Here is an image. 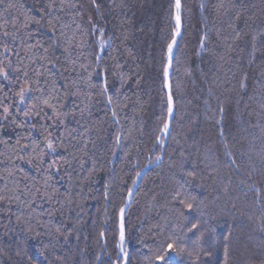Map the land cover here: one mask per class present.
Masks as SVG:
<instances>
[{"label": "trees", "instance_id": "1", "mask_svg": "<svg viewBox=\"0 0 264 264\" xmlns=\"http://www.w3.org/2000/svg\"><path fill=\"white\" fill-rule=\"evenodd\" d=\"M180 3L166 137L175 0H0V264H264V0Z\"/></svg>", "mask_w": 264, "mask_h": 264}, {"label": "snow or ice", "instance_id": "2", "mask_svg": "<svg viewBox=\"0 0 264 264\" xmlns=\"http://www.w3.org/2000/svg\"><path fill=\"white\" fill-rule=\"evenodd\" d=\"M175 9H176V15H175V32L173 33V38L171 43L168 44L167 46V53H168V60H167V67L164 69V77L167 80V77L169 75V68L171 67L172 64V52H173V47L176 44V37L180 36V27H181V15H180V10H181V3L180 0H175ZM0 75H3L5 79H7L8 73L6 71L0 70ZM166 87L170 88V85L166 84ZM21 97H23V90H21ZM23 102V100L21 101ZM172 96L171 92L169 91L168 93V112L169 115H171L172 112ZM165 129H167V124L165 125ZM51 147V145H49ZM189 209L192 208V205L189 204L187 205ZM121 213H123V209H121ZM201 226L199 223L193 222L188 226V231L193 232L196 234V230L200 228ZM200 236H202V230L199 233ZM123 227L121 228V240L123 241ZM176 249L174 248V242H168L164 246H162L161 252L156 256V259L158 261H161L162 264H166V258L168 257L169 253L174 252ZM123 251V249H121ZM125 264H126V257H125Z\"/></svg>", "mask_w": 264, "mask_h": 264}, {"label": "water", "instance_id": "3", "mask_svg": "<svg viewBox=\"0 0 264 264\" xmlns=\"http://www.w3.org/2000/svg\"><path fill=\"white\" fill-rule=\"evenodd\" d=\"M180 33H182V27H180ZM178 37H179V36H178ZM178 37H176V40H177ZM170 68H171V67H170ZM170 68H169V75H168V77H167V85H170V82H169L170 73H171ZM167 89H168V92H169V91H170V88L167 87ZM171 107H172V112H171V115H170L169 120H168V123H167V129H166V131H165V135H166V137L168 136V133H169V130H170V122H171L172 117H173V112H174V111H173V102H172ZM144 172H145V170L140 174V177H139L138 183L134 186V188H133V190L131 191V194H130V196H129V199H128L127 203L125 204L124 208H123V213H121V228L123 227L124 214H125V212L127 211L128 207H129V205H130V203H131V201H132V198H133L134 192H135V190H136L138 184L140 183V180H141V178H142ZM123 237H124V233H123ZM122 243H123V246H124V244H125V238H123ZM125 257H126V263H127V255H126ZM124 264H125V262H124Z\"/></svg>", "mask_w": 264, "mask_h": 264}, {"label": "bare ground", "instance_id": "4", "mask_svg": "<svg viewBox=\"0 0 264 264\" xmlns=\"http://www.w3.org/2000/svg\"><path fill=\"white\" fill-rule=\"evenodd\" d=\"M172 58H173V52H172Z\"/></svg>", "mask_w": 264, "mask_h": 264}, {"label": "rangeland", "instance_id": "5", "mask_svg": "<svg viewBox=\"0 0 264 264\" xmlns=\"http://www.w3.org/2000/svg\"><path fill=\"white\" fill-rule=\"evenodd\" d=\"M181 27H182V23H181ZM178 39V38H177ZM177 41V40H176Z\"/></svg>", "mask_w": 264, "mask_h": 264}]
</instances>
